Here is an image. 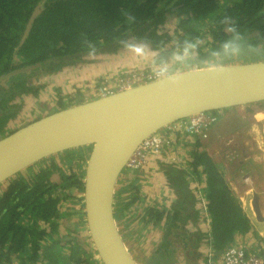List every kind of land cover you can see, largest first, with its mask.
Instances as JSON below:
<instances>
[{"label": "trees", "instance_id": "16d2710c", "mask_svg": "<svg viewBox=\"0 0 264 264\" xmlns=\"http://www.w3.org/2000/svg\"><path fill=\"white\" fill-rule=\"evenodd\" d=\"M172 23L174 31L169 29ZM138 46L153 54L161 75L264 60V0H0V136L22 118L25 101L37 99L44 88L40 81ZM172 61L178 68L171 67ZM30 66L36 67L17 72ZM70 96L58 95L54 109L84 102ZM256 106L264 109V102L246 107L247 112ZM227 110L213 114L221 120ZM173 133L176 140L185 134ZM200 143L198 139L194 144L186 168L175 159L161 161L164 183L173 194L169 204L146 201L142 172L125 170L120 178L133 177V182L119 181L123 185L115 202L117 220L129 223L123 230L132 229L123 238L141 224L161 227L149 264H200L205 240L212 260L231 246L264 256V239L254 232L225 171L206 151L198 150ZM88 150L45 159L2 186L0 264H102L95 259L97 252L88 249L93 248L90 235L80 237L76 227L67 235L59 233L67 217L63 205L72 197L79 199L72 192H84ZM166 150L172 151L171 146ZM247 165L253 161L243 168ZM252 170L264 174L263 165ZM207 219L209 226H203ZM251 236L252 248L236 240Z\"/></svg>", "mask_w": 264, "mask_h": 264}, {"label": "water", "instance_id": "95a60500", "mask_svg": "<svg viewBox=\"0 0 264 264\" xmlns=\"http://www.w3.org/2000/svg\"><path fill=\"white\" fill-rule=\"evenodd\" d=\"M135 48L153 57L147 48ZM120 56L124 51L103 59ZM260 102H264V60L180 70L53 110L0 136V188L45 159L89 149L84 191L93 250L102 264H138L126 247L114 203L120 178L141 145L171 124ZM259 200L253 193L256 219L264 221Z\"/></svg>", "mask_w": 264, "mask_h": 264}, {"label": "rangeland", "instance_id": "374dc122", "mask_svg": "<svg viewBox=\"0 0 264 264\" xmlns=\"http://www.w3.org/2000/svg\"><path fill=\"white\" fill-rule=\"evenodd\" d=\"M176 23V22H175ZM175 23H172L171 26H169V29L174 31V26L176 25ZM128 50V51H127ZM124 50V56L123 57H117V58H98L96 61H91V63L87 65H83L82 67H76L74 69H66L62 71L59 74H56L54 77L51 79H44L41 82L42 85H44L43 90L40 91L37 99H29L25 101V104L23 105L21 109V115L22 118L16 121H12V123L9 125V127L6 128V133H9L18 127H21L22 125H26L27 122H30L31 120H34L38 118V116H43L46 113H49L54 109L53 102L57 100L58 95L61 96H68L70 94L72 95H77L75 94L73 89H79L81 91L82 97L78 99H82L85 96H89V99L96 98L98 96H101V91L104 89V87H110L113 90L116 88H120L123 83L126 81V79L132 78L130 75L133 74L136 75H147V74H152V73H160L161 71L160 67L155 64V61L153 58H151L148 54L143 53L142 51L138 50V48H134L131 52L130 50L127 49ZM128 52V53H125ZM264 54V51L261 52ZM122 55V54H121ZM261 55V54H260ZM179 60V56H175L174 59ZM93 58L92 60H94ZM181 59V61H183ZM181 64V62H180ZM171 67L174 65V61L170 62ZM178 68V66H173V68ZM182 68V64H181ZM180 70H177L178 72ZM182 71V70H181ZM85 95V96H84ZM259 107V106H258ZM261 109V108H259ZM236 110L232 109L231 113H234ZM221 115V114H220ZM224 115V113L222 114ZM226 115V114H225ZM234 116L233 119H230L231 121H227V128L229 127H239L242 126V118L240 119H235L236 116ZM253 116L252 114H250ZM260 118V117H259ZM264 119V118H260ZM239 120V121H238ZM245 122V121H244ZM254 122L251 120L250 123ZM248 124V125H249ZM255 124V122L253 123ZM253 124L251 125L250 128H253ZM255 127V126H254ZM254 129V128H253ZM242 132L240 134H243V137L247 136V134L252 133V129H248V127H245L241 129ZM220 133V132H219ZM211 137V136H210ZM235 139H240L241 143L244 141L242 137L238 135L234 136ZM252 137V136H251ZM171 148L172 151H164L161 153L159 156H149L147 159V168L144 169L143 171H140L142 173L139 174L140 177L143 178L142 183V193L146 197L147 202L151 201H158L161 204H169V202L172 201L173 199V194L171 193L170 189L167 188V185L164 183L165 180L162 178L161 172L158 170L157 167L160 168L159 163L157 164L155 157H158L160 161H163L164 159L169 160L167 163L173 162V159H175V162H178L179 164L182 165V167L186 168L187 164L190 160L189 157V149H183L180 150L181 148L178 149L180 145H178L176 142L174 143V139H171ZM170 148V147H169ZM179 150L180 153L177 151ZM218 149L215 147L213 150H210L213 152L212 156L218 159H223L222 156L217 155L216 151ZM253 153H251L252 156ZM257 157H261L259 155V152L257 154ZM262 158V157H261ZM260 158V159H261ZM163 163V162H162ZM165 163V162H164ZM227 163V162H226ZM231 163L227 164L230 166ZM253 165L251 166L252 169ZM226 168L225 166L220 167V169ZM254 168V167H253ZM74 170H76L75 167H73ZM161 169V168H160ZM82 169H77V171ZM162 170V169H161ZM239 170V168H238ZM253 171V170H251ZM263 175V174H262ZM261 175V176H262ZM128 176L125 177V179H120L123 181V183H128L133 180V177H130L127 179ZM133 182V181H132ZM123 183L119 182L118 185V191L122 189ZM261 185L264 186V175L262 176V180L259 182V187L261 188ZM253 187L250 188V186L246 185L244 186V192L245 189L249 190L252 189ZM3 189H0V193ZM254 190V188H253ZM72 195L76 197H80V193L77 191L72 192ZM143 196V197H144ZM116 197L117 193H116ZM70 199L68 203L63 205L62 211L67 215L66 218L62 220L60 223L59 227V233L61 235H67L70 232L74 231L75 227L76 230H81L79 236L80 237H89L87 229L84 230V218H83V208H82V198L80 197L79 199ZM197 198L203 200L202 196L197 194ZM262 202V200L260 199ZM145 206V203L140 206L142 208ZM261 206V205H260ZM243 207V206H242ZM136 208V206H135ZM201 209V206H199ZM263 209V207H261ZM264 211V209H263ZM80 225V226H77ZM118 225L120 230L126 229L127 226L129 225L128 222H125L124 220H118ZM142 227L137 228L135 231H133L128 237H124L125 242H126V247L129 249L130 253L133 255L135 261L138 264H149V259H150V250L153 248V243L157 242L159 237H161V227L155 228L154 226H145L144 224H141ZM43 228L46 229V231H49V226L47 224H43ZM128 231H132V229L129 230H123L122 236H127ZM264 238V237H263ZM237 241L240 242L242 246L245 247H252L253 245V237H246V238H240L236 239ZM89 244V241H87ZM89 250H91L93 253H96L92 246L88 247ZM211 248L208 244V240L202 241L201 245V250L200 254L202 255L201 263L200 264H214L215 260H212L211 257L214 258L213 254L211 253ZM209 258V259H208ZM95 259L98 262H101L98 258L97 255H95ZM208 262V263H207Z\"/></svg>", "mask_w": 264, "mask_h": 264}, {"label": "built area", "instance_id": "2783aa9c", "mask_svg": "<svg viewBox=\"0 0 264 264\" xmlns=\"http://www.w3.org/2000/svg\"><path fill=\"white\" fill-rule=\"evenodd\" d=\"M132 78L126 79V81L123 83V85L120 88H116L112 91L110 87H104V89L101 91V96H106L109 94H112L113 92L117 90H124L131 87L138 86L139 82H151L153 80H156L160 78L162 75L160 73H152L147 74L145 76L143 75H130ZM254 109V112L249 111L247 112V109L245 108V114L248 117H252L255 124L253 125L254 131L252 130L251 134H247V136L243 137V134H239L240 137L244 140L242 143L244 146H247V150L250 154H246L250 156V159H256L258 163L264 165V130H262L259 125L261 121H264V119H260L258 117L259 114H262L264 116V110L263 111H257L256 107L252 108ZM252 114L253 116H251ZM223 116V115H222ZM264 118V117H262ZM220 117L213 114V113H203L196 115L192 118L185 119L183 121H180L178 123H175L171 126H169L167 129H164L152 137L148 138L140 147L138 152L133 156V158L128 163V168L126 170H129L131 172L133 171H141L147 166V159L149 156H159L161 153L164 152V150L171 145V139L172 135L174 134V131H179L185 133L188 136L196 137L200 139L201 141H208L210 140V130L219 123ZM255 126V127H254ZM252 136V137H251ZM217 141L224 144V147L220 148V150H217V155L220 154V156L223 157V160L229 163H234L239 160H241L244 155L241 151V149L237 148V143L235 137H229V136H223L219 135L217 136ZM259 152V155L262 153V158L257 157ZM251 153L252 156H251ZM257 153V154H256ZM213 154V153H212ZM261 158V159H260ZM213 159V158H212ZM221 161V159H220ZM249 181V178L245 179V182L247 183ZM249 183H253L251 180ZM248 185V184H247ZM256 187L254 186V190L252 192L256 193L259 196V199L262 200L261 204H264V186L260 184L261 188L259 187V182L256 183ZM243 204V202H242ZM206 226H209V219H207V223H205ZM264 257L261 256L259 253L251 252L249 249L239 246H231L228 248L218 259L215 261L216 264H263Z\"/></svg>", "mask_w": 264, "mask_h": 264}, {"label": "crops", "instance_id": "0c3cea01", "mask_svg": "<svg viewBox=\"0 0 264 264\" xmlns=\"http://www.w3.org/2000/svg\"><path fill=\"white\" fill-rule=\"evenodd\" d=\"M245 108L246 107L232 108V109H235L236 110L234 113H231V110L232 109H228L225 112L226 115H223L222 118H221V120L219 121V123H217L212 128V130H210L211 131L210 132V136H211L210 140H208V141H201L200 140L201 143H200V147L198 148L199 151H206L210 155V157L213 158V160L215 161V165H218L219 168L222 167V166H225L226 167L224 169L225 170V178L229 181L230 186H231L233 192L235 193L237 199L239 200V202L241 204V207L243 206L242 202L244 201L247 192H249V191L250 192H253V190H252L253 188H252V189H249V190H246L245 189V192L247 191L245 193L244 192V186H245V184L246 185L248 184V186H250V188L251 187H254V186L256 187L257 186L256 183L257 182H260L262 180V176L264 175L263 174L261 176V174H257V173H254V172H250V170H252L253 167H255V166H259V165H263V164L258 163V161H256V159H250V156L246 155V154H250V153L246 149L247 146L246 145L244 146V144L241 143V140L240 139H237L236 140L237 148L241 149L244 157L241 160L237 161V162L231 163L230 166L227 165V163L223 159H221V161L218 158H215L214 159V156H212V153L213 152L210 151V150H213L215 147L218 150H220V148L224 147V144L223 143L217 141V136H219V135L234 137V136H236V135H238V134H240L242 132V130H239L238 128L242 129V128H244V126L245 127H248V129H252L253 131L255 130L253 128H250L251 125L254 122H252V123L249 124V122H251V120L253 118L246 116V114H245ZM256 109H257V111H260L261 110V109H259L258 106H256ZM236 113L238 114L237 116L239 118H242V120H244L245 122L242 121L243 122L242 123V126H239V127L235 126V127H229V128H227V126H226L227 121L228 120L231 121L230 119H233L234 116L236 115ZM259 115H261V114H259ZM259 125H261L262 127H260V128L262 130H264V121H261L259 123ZM176 137L177 136L172 135V138L174 139V143L176 142L178 145H180L178 147V149L179 148H181L180 150H183V149H186L187 150V149H189V153L191 152L192 149H195L194 148V144L197 142L198 138L191 137V136H187L185 134H181L180 136H178V140H176ZM263 140H264V137H263ZM177 151L180 153L179 150H177ZM155 159H156L157 164L159 163L160 168H161V161H160V159L158 157H155ZM250 161H253V167H252V169H251L250 165H247V166H245L243 168V166L246 163H250ZM146 168L147 167H145L144 169H146ZM157 168L161 172V169L159 167H157ZM238 168H239V170H238ZM249 168H250V170H249ZM144 169L142 170L143 172H144ZM263 169H264V165H263ZM259 170L261 171L260 168H259ZM162 178H164L163 175H162ZM246 178H249V181L247 183L245 182V179ZM250 180L253 183H249ZM116 193H117V191L115 192V202H116ZM252 196H253V194H252ZM80 197L83 200V202H82V208H83V218H84V221H85L84 226H85V228H87L88 234L90 235V231H89L88 223H87L86 207H85V191L83 192V194L80 193ZM259 205H261V207H263V209H264V204L262 205L261 202H260V200H259ZM200 206L202 207L201 204H200ZM115 211H116V209H115ZM246 216L250 219V217L248 216V214H246ZM259 222H264V221H259ZM252 224H254V223H252ZM204 225L205 224H203V226Z\"/></svg>", "mask_w": 264, "mask_h": 264}, {"label": "bare ground", "instance_id": "6f19581e", "mask_svg": "<svg viewBox=\"0 0 264 264\" xmlns=\"http://www.w3.org/2000/svg\"><path fill=\"white\" fill-rule=\"evenodd\" d=\"M147 83L148 82H143L142 81V82L138 83V86H141V85H144V84H147ZM131 88H133V87H131ZM131 88H128V89H131ZM124 90H127V89H124ZM263 110L264 109H261L260 111H263ZM258 117L262 118L264 116L261 114V115H258ZM171 125H173V124H171ZM252 202H253L252 192L249 191V192H247L246 197H245V199L243 201V210L245 211L246 214H248V216L250 217L252 223H254L253 225L255 227V230L257 232H259L261 235L264 236V222L257 221L256 215H255V211H254V209L252 207Z\"/></svg>", "mask_w": 264, "mask_h": 264}, {"label": "flooded vegetation", "instance_id": "af4514ba", "mask_svg": "<svg viewBox=\"0 0 264 264\" xmlns=\"http://www.w3.org/2000/svg\"><path fill=\"white\" fill-rule=\"evenodd\" d=\"M73 96L81 98V97H82V95H81V91H79L77 95H72V96H70V97H73ZM84 96H85V95H84ZM88 97H89V96H85V97H83L82 99H78L77 101H84V102H86V101L92 100V99H89V100H88ZM12 132H13V131H12ZM256 154H257V153H256ZM44 161H45V160H44ZM1 188H2V187H1ZM57 237H61V235L58 233V236H57ZM214 264H216V263H214Z\"/></svg>", "mask_w": 264, "mask_h": 264}, {"label": "clouds", "instance_id": "9594fccd", "mask_svg": "<svg viewBox=\"0 0 264 264\" xmlns=\"http://www.w3.org/2000/svg\"><path fill=\"white\" fill-rule=\"evenodd\" d=\"M163 76V75H162ZM263 213H264V211H263ZM253 227H254V225H253ZM254 229V232L260 237V238H263L264 236L263 235H261L259 232H257L256 230H255V227L253 228ZM264 239V238H263ZM240 247V246H239ZM249 248H252V247H249ZM251 252H253V251H251ZM97 255V254H96ZM264 257V256H263ZM97 258L100 260V258L98 257V255H97ZM101 261V260H100ZM215 261H217V259L215 260Z\"/></svg>", "mask_w": 264, "mask_h": 264}]
</instances>
